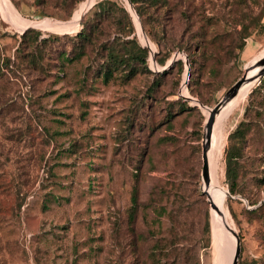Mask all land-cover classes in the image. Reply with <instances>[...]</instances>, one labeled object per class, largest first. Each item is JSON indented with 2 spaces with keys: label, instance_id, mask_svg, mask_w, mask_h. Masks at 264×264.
<instances>
[{
  "label": "rangeland",
  "instance_id": "obj_1",
  "mask_svg": "<svg viewBox=\"0 0 264 264\" xmlns=\"http://www.w3.org/2000/svg\"><path fill=\"white\" fill-rule=\"evenodd\" d=\"M98 1L0 0V264H179L182 242L168 239L181 229L195 243L185 264H221L216 241L231 264L235 237L202 194V142L209 110L264 55V0H112L96 15ZM84 20L92 40L68 61ZM27 26L37 40L20 41ZM133 35L149 71L104 83L109 46ZM261 80L218 110L212 134V193L240 235L237 264H264V134L252 128L264 122ZM240 121V193L227 195L224 150ZM134 185L141 206L129 221Z\"/></svg>",
  "mask_w": 264,
  "mask_h": 264
},
{
  "label": "trees",
  "instance_id": "obj_2",
  "mask_svg": "<svg viewBox=\"0 0 264 264\" xmlns=\"http://www.w3.org/2000/svg\"><path fill=\"white\" fill-rule=\"evenodd\" d=\"M155 1L156 0H131V2L135 5H137L139 2L144 3ZM113 4H115V2H113L112 0H99L98 2L94 3L92 8L97 9L94 10L97 15L101 11L107 12L110 9L109 6ZM121 11L125 13L123 8H121ZM28 31L34 33L35 40L38 39L40 32L38 30L32 31V29L28 27L21 34L20 41L26 36V33ZM133 32V26L131 22L128 21V33ZM60 35L66 36L67 33L58 35L56 33L53 35L50 34L48 37L53 36L57 38ZM248 35L249 33L247 32V27L245 26L243 28L242 34L240 35L241 40L248 37ZM73 38L79 40V42H77V49L75 54L73 56L66 55V59L68 61H72L74 59H79L80 57H82V55H84V48L92 40L91 29L89 28V24H85V20L83 21L80 29H78V31L74 34ZM46 39L48 38L43 37L39 41L41 43H44L46 42ZM242 46L243 40L241 43H238L237 47L242 48ZM148 57L149 50L147 49V47L141 46L138 43L136 37L133 35L131 38L120 40L117 45L109 46L106 58L98 69V76L101 77L104 83H107L113 77L114 73L120 70V77H122L124 80H128L141 71H149L147 67ZM161 63L163 64L164 60H162ZM263 76L258 79L260 82L262 81L261 79L263 78ZM258 86L259 84L255 87L253 86L254 88H252V91L250 90L251 92H249L248 94H251ZM227 120L222 123L221 127ZM247 126H249V123H246V121H240L236 125L235 129L230 132L227 137L228 144L224 150V176L226 187L225 189L230 195L240 193L238 184L241 170L240 160L242 157V147L245 141ZM252 128H254V133L256 135L264 134V122L262 123V125L254 124ZM228 199H230V197L226 198V203ZM140 204L141 203L138 199V187L137 185H134L131 195V205L128 209L129 221H134L138 209L141 206ZM181 211L183 212L184 208H181ZM209 232V223L208 221H206L203 228V237L206 243L204 246H207V243L209 242ZM168 242L173 246H175L176 242H182L181 248L173 249L171 251V253H173V258L175 261H177V263L185 264L189 259L193 257V249L195 248V243L190 234L187 232V230L181 229V231H174L168 239ZM216 246L219 250L220 259H222L223 261L221 264H227L229 259L226 262L223 259L225 251L224 249H226V247L223 245L222 242L219 241H216ZM200 247H203V245ZM156 248H159V245L156 246Z\"/></svg>",
  "mask_w": 264,
  "mask_h": 264
},
{
  "label": "water",
  "instance_id": "obj_3",
  "mask_svg": "<svg viewBox=\"0 0 264 264\" xmlns=\"http://www.w3.org/2000/svg\"><path fill=\"white\" fill-rule=\"evenodd\" d=\"M83 15V13H82ZM82 15L80 17V20L82 18ZM254 68H258L257 72L255 74H252L251 76H247V72L249 70H252ZM264 75V55L258 58L253 64L245 68V72L243 75L226 91L222 99L213 107L210 109V114L206 120L205 124V132L202 142V179L203 182L207 185L209 182V173H208V160H207V149L209 146V140L211 135V129L214 121L215 114L218 110V108L221 106L222 103L229 101L231 98L237 95L239 88L241 85L245 82H251L254 80H258L261 76ZM207 108V107H206ZM202 194L206 196L208 200V194L205 190H202ZM228 195V192H227ZM209 205L213 207V205L209 202ZM227 228L231 232V234L235 237V249L234 254L232 258L231 264H237L239 254H240V241L239 236L235 229L227 225Z\"/></svg>",
  "mask_w": 264,
  "mask_h": 264
},
{
  "label": "bare ground",
  "instance_id": "obj_4",
  "mask_svg": "<svg viewBox=\"0 0 264 264\" xmlns=\"http://www.w3.org/2000/svg\"><path fill=\"white\" fill-rule=\"evenodd\" d=\"M89 6H90V4L87 6V8H89ZM56 23L52 24V25L55 26V27H60V28H68V27H73V25L76 22H66V23H60V24L58 22H56ZM43 25H45V24H43ZM247 76H248V72H247ZM256 83H257V80L243 83L241 85V87L239 88L237 95L234 96L233 98H231L229 101L222 103L221 106L218 108V110H220V109L223 110L224 107H226L225 104L227 105L228 103H230V105L237 104L239 99L242 97L241 95H244L245 93H247L250 89L253 88V86ZM218 110H217V112H218ZM217 112H216V114H217ZM209 114H210V110L207 113V115L209 116ZM216 114H215V117H214L212 129H211L210 140H209V146H208V149H207L209 182H208L207 185L205 183L203 184V190H205L207 192V194H208V202H210L213 205V207L211 206V208L213 209L212 214L214 213L216 215V217L218 219L219 226L221 227V229L223 231H229V229L227 228V225H230L229 220L223 214L222 209H221L220 204H219V192L216 193V198H215L216 199V204L214 202V197H213V195H214L213 193L216 192L217 189H218L216 176L214 177V173L215 172H214V170H212V165H211L212 162L210 163V158L212 159L214 157V151H213V146H212V134H213V130H214V124H215V121H216ZM212 190H213V193H212Z\"/></svg>",
  "mask_w": 264,
  "mask_h": 264
},
{
  "label": "crops",
  "instance_id": "obj_5",
  "mask_svg": "<svg viewBox=\"0 0 264 264\" xmlns=\"http://www.w3.org/2000/svg\"><path fill=\"white\" fill-rule=\"evenodd\" d=\"M28 26H29V25H28ZM28 26H27V27H28ZM27 27H26V28H27ZM26 28H24V29H26Z\"/></svg>",
  "mask_w": 264,
  "mask_h": 264
}]
</instances>
